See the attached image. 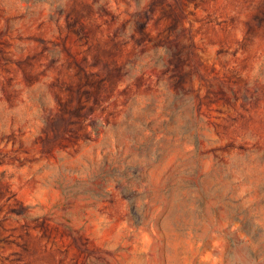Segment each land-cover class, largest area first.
Returning a JSON list of instances; mask_svg holds the SVG:
<instances>
[{
	"label": "rangeland",
	"instance_id": "374dc122",
	"mask_svg": "<svg viewBox=\"0 0 264 264\" xmlns=\"http://www.w3.org/2000/svg\"><path fill=\"white\" fill-rule=\"evenodd\" d=\"M0 264H264V0H0Z\"/></svg>",
	"mask_w": 264,
	"mask_h": 264
}]
</instances>
